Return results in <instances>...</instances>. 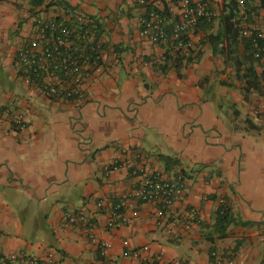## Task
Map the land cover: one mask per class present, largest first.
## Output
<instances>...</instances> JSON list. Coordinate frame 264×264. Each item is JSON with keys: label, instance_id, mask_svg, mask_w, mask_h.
<instances>
[{"label": "crops", "instance_id": "obj_1", "mask_svg": "<svg viewBox=\"0 0 264 264\" xmlns=\"http://www.w3.org/2000/svg\"><path fill=\"white\" fill-rule=\"evenodd\" d=\"M213 1L219 15L225 0ZM28 2L0 0V251L55 264H264V113L234 64L202 44L218 22L193 31L199 59L179 65L174 43L140 35L142 15L158 8L172 21L179 0H47L37 15ZM65 10L82 11L104 48V72L74 104L24 82L15 55L36 17ZM161 155L179 164L167 170ZM115 159L123 166L107 172ZM132 168L139 179L185 169L184 194L163 212L138 203L126 210L129 223L110 228L98 202L128 196ZM225 203L240 222L219 238L213 223ZM188 206L202 221L186 229L179 216ZM78 210L96 229L63 219Z\"/></svg>", "mask_w": 264, "mask_h": 264}, {"label": "built area", "instance_id": "obj_2", "mask_svg": "<svg viewBox=\"0 0 264 264\" xmlns=\"http://www.w3.org/2000/svg\"><path fill=\"white\" fill-rule=\"evenodd\" d=\"M242 7L244 3L241 1ZM178 18L169 21L158 8L151 9L140 17V35L157 43H174L177 49L190 53L193 48L191 34L200 19H213L218 13L213 0H179ZM241 35L253 46V55L257 61V71L261 77V90L255 113L264 112V15L250 11L240 19ZM103 43L97 38L88 17L79 10H65L52 17H36L31 33L16 45V60L21 76L28 85L52 100L78 103L87 96L89 84L105 70ZM19 128L26 123L20 117L16 119ZM115 159L105 165L107 172L122 167ZM135 178L130 193L116 202L101 199L98 205L107 210V226L119 227L127 224L130 217L126 210L138 203L155 202L163 206L162 212L180 199L185 190L186 181L181 175L164 176L159 172L140 177V169L132 168ZM63 219L69 223H82L90 230L97 225L89 211L65 212ZM201 215L197 207L188 206L179 216L182 227L189 229L200 224ZM102 255L108 254L105 243L98 244ZM139 255V252H135ZM213 255L221 260L218 253ZM232 264L236 259H230ZM0 264H55L52 258L41 260L33 255H7L0 251Z\"/></svg>", "mask_w": 264, "mask_h": 264}, {"label": "trees", "instance_id": "obj_3", "mask_svg": "<svg viewBox=\"0 0 264 264\" xmlns=\"http://www.w3.org/2000/svg\"><path fill=\"white\" fill-rule=\"evenodd\" d=\"M47 0H29L24 6L32 15H37ZM244 3V7L241 5ZM225 0L223 9L215 18L209 20L200 19L196 30H210L215 27L217 21V30L207 33L202 44H209L214 55H221L226 64L233 63L239 78L243 81V89L245 94L251 92L259 93L261 90V77L257 71V61L253 55V46L251 42L241 35L240 19L244 14L250 11L264 10V0ZM240 46L242 49H240ZM242 50V51H241ZM200 51L191 49L190 53H186L183 49H177L175 52V62L180 64H191L199 59ZM248 126L258 128L257 124L249 118L245 119ZM161 161L167 170H172L174 166L179 164V160L170 155H161ZM185 169L176 172L174 175L185 177ZM240 222L231 212L227 203L221 204L215 213V221L213 227L219 238L227 235L228 229L232 224Z\"/></svg>", "mask_w": 264, "mask_h": 264}, {"label": "rangeland", "instance_id": "obj_4", "mask_svg": "<svg viewBox=\"0 0 264 264\" xmlns=\"http://www.w3.org/2000/svg\"><path fill=\"white\" fill-rule=\"evenodd\" d=\"M254 93H255V92H254ZM255 94L257 95V100H258V97H259V93H255ZM255 94H254V95H255ZM263 113H264V112H263Z\"/></svg>", "mask_w": 264, "mask_h": 264}]
</instances>
